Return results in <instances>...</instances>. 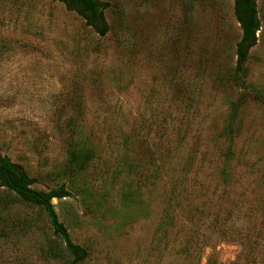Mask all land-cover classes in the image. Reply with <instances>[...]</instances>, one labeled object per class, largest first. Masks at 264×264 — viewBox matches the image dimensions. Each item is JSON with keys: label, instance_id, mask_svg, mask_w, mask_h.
<instances>
[{"label": "rangeland", "instance_id": "obj_1", "mask_svg": "<svg viewBox=\"0 0 264 264\" xmlns=\"http://www.w3.org/2000/svg\"><path fill=\"white\" fill-rule=\"evenodd\" d=\"M98 1L103 37L55 0H0V157L30 190L68 192L51 205L87 253L77 264H250L236 240L264 204V104L240 108L225 164L239 91L216 78L229 85L241 37L233 0ZM255 4L244 82L264 89ZM2 193L0 264H69L44 208Z\"/></svg>", "mask_w": 264, "mask_h": 264}, {"label": "trees", "instance_id": "obj_2", "mask_svg": "<svg viewBox=\"0 0 264 264\" xmlns=\"http://www.w3.org/2000/svg\"><path fill=\"white\" fill-rule=\"evenodd\" d=\"M55 1L62 3L69 11L76 13L85 22L86 26L91 28L95 34L100 37L106 35L108 25L103 17L105 6L98 0ZM255 1L256 0H233V14L236 22L239 24L241 37L235 46V64L233 71L230 74L229 85H226L223 80L219 78V76L216 78L218 87H234L239 91L236 101L230 105L229 109V118L227 119V122L230 128L227 126L220 136L221 141L227 144L224 151H221L220 153L225 164L230 163L236 156L233 149V142L235 138L232 131V125L237 121L240 108L247 102V100H254L264 104V89L244 82L245 65L249 59V52L256 46V35L260 29ZM0 168H5L8 171L14 185L29 189V186L33 184L32 180L23 171V168L11 163L7 157H0ZM232 172H234V168H232ZM222 173V176H224L225 172ZM1 187H5L8 192L15 193L23 202L43 207L48 213L45 205L40 200L34 196L15 190L9 184L4 173H0V188ZM38 194L50 204L53 199L61 200L63 198L70 197L68 192H66L63 187L50 191L47 194ZM172 202H174L173 196L170 199V203ZM9 206L8 197L4 193L0 194V210L5 211ZM255 210H258L259 212L261 211V215L258 218L257 216L251 217L252 219L249 220V225H252V227L249 226L251 232L247 236L243 235L239 237V240H236V243L240 244L243 249L249 253L248 263L255 264L256 260H260L258 264H264V204L256 206ZM162 217L163 219L161 220V224L159 226L161 231L169 225L168 221L173 220L167 213V208L163 212ZM52 226L54 232L58 234L67 244L68 252L72 256V261L69 264H77L83 261L87 253L81 247L70 243L66 231L60 224L57 223V218L56 223L52 221ZM46 254L50 258L54 257L53 254L55 255L54 251L50 248Z\"/></svg>", "mask_w": 264, "mask_h": 264}, {"label": "water", "instance_id": "obj_3", "mask_svg": "<svg viewBox=\"0 0 264 264\" xmlns=\"http://www.w3.org/2000/svg\"><path fill=\"white\" fill-rule=\"evenodd\" d=\"M0 173H4L6 175V178L9 182V184L17 191H20L22 193H25L27 195H30V196H34L35 198H37L38 200H40L46 207L47 211H48V215L49 217L51 218V220L56 223V216L53 212V209H52V205L48 202L45 201V199L39 195L38 193L28 189V188H23L22 186H18V185H14L9 174H8V171L5 169V168H0Z\"/></svg>", "mask_w": 264, "mask_h": 264}, {"label": "flooded vegetation", "instance_id": "obj_4", "mask_svg": "<svg viewBox=\"0 0 264 264\" xmlns=\"http://www.w3.org/2000/svg\"><path fill=\"white\" fill-rule=\"evenodd\" d=\"M60 3V2H59Z\"/></svg>", "mask_w": 264, "mask_h": 264}]
</instances>
